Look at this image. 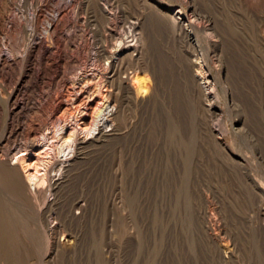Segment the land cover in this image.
<instances>
[{"label": "bare ground", "instance_id": "1", "mask_svg": "<svg viewBox=\"0 0 264 264\" xmlns=\"http://www.w3.org/2000/svg\"><path fill=\"white\" fill-rule=\"evenodd\" d=\"M130 1V4H132L130 6L131 11L130 8H127L129 7L127 6L128 4L126 5L125 3L126 7L123 5L124 2L122 3V0H0V264H31L33 260H41L45 264H61V261H63L61 259L63 257L66 255L72 256L77 249L79 251L78 246L81 241L80 237L82 236H80V231L82 230H79V226L81 225H79V222L84 218L86 211H88L86 202L88 199H86V197L84 199H75L70 205L69 202H67V207L64 209L65 215H63L65 216V222L61 223L58 221V208H60L58 196L71 182L76 163L85 160L93 149L101 148L106 142L114 139H124L123 141L126 143L125 148L122 144L125 149V155H122L125 164L130 161L135 162L136 158L134 160L133 158L135 153L140 152L141 147L136 140H133L134 137L133 139L128 137L130 133L128 130L129 125L132 127L133 123L131 122L132 124L130 123L128 127L124 125L127 122H125V109H129V105H133L135 108H138V110L145 106H157V99L161 95L158 89L156 69L158 66L162 67V64L160 63L161 65H158V60L155 59V52H157V49L155 48V51H150L152 41L150 42L149 38V27L148 29L145 28V21L148 19L157 20L162 23L165 29L164 34L166 33L181 50L180 55L183 56L181 58L182 64H177L184 72V78L193 83L192 85L190 83L189 87L195 86L194 89L198 96L196 97L198 98L199 112L198 110L196 111L199 113L197 119L199 117L200 121L196 123L195 120L197 119H195L194 124L197 125V133L200 138L195 139L196 135L194 139L193 136L191 138L188 137L191 141L190 144H188L189 149L184 150L190 153L192 149V153H190V155L187 153L189 156H186L191 166L189 168L191 174H193L194 170L196 171V169L201 168L200 170H203V175L204 171H206L205 169L208 170L207 164H204V159L206 158L207 160V157H203L205 152H203V150L209 151L214 149L215 151V149H217L221 154V159L218 158L221 161H219L221 167L225 168V171L232 170L231 168L235 169L234 171H239L243 175L244 183L252 187L253 192H251H255L252 198L256 200L258 206H255L257 207L256 212L254 211V207L251 210L257 213L259 218L264 222V184L259 176V179L257 178L258 174L256 175V172L251 169L253 165L251 166L248 162L249 156H243L244 154L241 155V153L237 155L235 153L237 151L234 152L231 145H229L225 137H223L225 129L219 123L223 115V109L217 99L219 96L216 91L217 89H215L216 85L210 79L207 69L208 63H206V60L211 53L214 56H220V59L216 61L218 63L219 60L222 62L221 56L223 54L218 55V52V54H216V49L223 43L222 40L225 39H222L224 34L218 31L224 26L222 27L220 25L222 28L217 30V23L220 22V15V17L223 15V19H229V17L228 19L225 17L227 11H225L226 13L224 12L225 14L216 15L219 19L217 22L214 16L215 14L213 13V10L215 11V8L213 9L214 4H212L216 0L212 3L208 0H204L206 1L202 3L205 8L204 14L202 11L199 13L195 0H175L173 4L165 0ZM228 1L236 2L242 6V8L244 7L243 9L251 14L250 17L253 18V15H255L264 19V16H262L264 15V0H260L259 3L254 0ZM127 2H129V0ZM184 4H188V10H185ZM219 4L221 3L219 2ZM124 7L127 10L129 9L130 12L124 10ZM224 7L227 10L228 5ZM234 8L231 13L235 10ZM230 10L231 9H229V11ZM247 12L245 14L248 18L250 14H247ZM215 13L217 14V12ZM240 13L242 14L241 11L239 14ZM227 14L232 15L230 13ZM243 15H241V17ZM236 16L235 18L238 19ZM239 20H241V18H239ZM246 20L247 19H245V21ZM233 21H227V23H233ZM259 21L260 20H258V22ZM231 23L227 25H231ZM251 24H254L253 20ZM261 25L260 27H262ZM254 26H256V24ZM250 27L253 28L252 25ZM260 29L261 31H257L261 32V36H264V26ZM238 30L241 29L238 28ZM253 30L250 31L253 33ZM150 31H152V28ZM161 31L163 32V30ZM225 31L227 33L226 29ZM230 31H232V29ZM246 31L247 30H245V32ZM97 32L101 33L100 35L103 36L104 40L101 39L100 41L103 44H101V46L99 45L100 47L98 49H95L94 44L96 42L94 43V41L95 38H97ZM252 33L251 35H253ZM228 35H230V33ZM234 35L236 34L234 33ZM257 35H259V33ZM226 37L230 40V37ZM236 37L237 36H235V38ZM153 38H156V36ZM237 40L238 42L240 41L239 39ZM235 42L236 41H234V43ZM237 44L234 45L237 47ZM226 50L230 54V50ZM223 53L227 54L226 51ZM205 58L207 59L205 60ZM211 59L212 58H210V60ZM130 67L132 69L145 71L144 73L151 68L153 73L151 72L152 75H148L150 71H147L148 73L144 77V75L129 72L128 69ZM179 75L182 76L181 74ZM188 81L186 82L187 84L189 83ZM229 90L231 91V88ZM193 96L192 98L194 99ZM195 103L193 104L195 105ZM60 111L63 114L57 116ZM38 112L45 114L44 116H46V119H44V123L42 122V125L40 124L39 126L37 123L36 125L38 127L35 129H33L34 126L32 128L30 127L33 130L26 131L25 126L33 122V119L30 118V114H36ZM251 112L252 110L250 113ZM248 119H250V117ZM235 121L236 122L233 124L236 126V130H234L237 132H246L245 130L250 126L246 124L245 117ZM49 125H51L52 128H50V131L46 130L48 132L44 133L45 128L47 129ZM121 125L125 127L123 129H121V127L119 128ZM190 127L189 125V129ZM184 128L186 129L185 126ZM191 129L193 130V127ZM23 134H25L24 139L29 137V140L23 139L26 142L20 140ZM240 135L242 134L240 133ZM259 137L257 138L259 139ZM256 143L252 145V154L258 155L259 159L260 156L263 158L264 153L261 155L262 147L259 145L258 140ZM181 144L179 143L180 148ZM183 144H185L184 146L186 147L187 144L184 142ZM194 144H196L197 147H195ZM198 150L200 151V157L196 156ZM184 151L183 153H185ZM213 156L214 155H212V157ZM119 157H121V155ZM182 157L184 158L185 156L183 155ZM182 157L178 158L183 160ZM212 157L210 159H212ZM120 159L119 161H121ZM138 160L136 159V162ZM119 161L117 163H119ZM251 162L253 161L251 160ZM120 163L119 165H121ZM189 164L187 165L185 163L187 166H189ZM134 165H136V163L132 166ZM138 165L140 166V163ZM211 165H213L212 162ZM187 166L186 168H188ZM217 166H212L214 171L218 168ZM135 167L136 166L132 168ZM179 167L180 165L178 168ZM118 168L121 169L122 167L118 166ZM124 169L121 170L124 171ZM127 169L129 170L130 168ZM200 170H197L196 173ZM251 170L255 172V175ZM133 171L136 170L134 169ZM234 171H232L233 174L235 173ZM237 171L235 176L238 173ZM125 173L126 172H124V174ZM133 174L134 173H132V175ZM220 174L222 176V173ZM189 175L190 174L186 176L188 180L185 179L186 177L183 179H185L186 182L189 181L188 183L190 184H195L196 180L193 183L191 177L189 179ZM209 175L207 174V177H209ZM129 176L130 174L127 175V177ZM200 178L201 176L199 179ZM219 178H217V180ZM222 179L221 177V180ZM214 181H212V183ZM203 182H207L206 179L205 181L203 180ZM225 182H229L228 179ZM199 184L200 183H198V185ZM138 185L140 186V184ZM200 186L202 185L200 184ZM137 187L136 189L139 188ZM133 188H135V186ZM194 189L192 185V190L190 191V189H188L190 193H188L189 191L186 192V194L188 193L190 206L193 205V207H195V203L199 201V199H197L198 201L194 202L197 196L194 194L197 190ZM141 190L143 189L139 188L138 191ZM136 193L135 195H137ZM241 193L243 194V192ZM229 195H231V193H229ZM233 196L236 197L235 194ZM249 197L247 198L249 199ZM237 198L234 199L236 200ZM248 199L247 201L244 200V202H248ZM188 200L185 202L188 203ZM200 200L202 204L200 201L199 203L202 207L199 208L198 205L200 204H196L199 208V210H197L201 229V231H199L200 233L202 232V235L206 236L207 241H209L207 243L208 245L209 243L214 245V251L218 254L222 263L230 264V262L232 263L233 259L236 258L235 255L238 246L231 240L232 243L228 241L229 239L227 240L228 242L224 241L223 236L227 233L225 230L226 233L224 235L218 231V222L221 220L214 217V210L216 207L214 208L215 203L212 204L213 201L209 193L205 191ZM138 201L139 200H137V207ZM176 202L180 203V200ZM185 202L183 203L185 204ZM114 203L113 201V206ZM188 204L185 205L188 207ZM251 206H253V204ZM251 206L249 205L250 208ZM219 213L221 212L219 211ZM246 215L247 214H245V216ZM195 216L193 215V218ZM245 219H247V217ZM133 221L132 223L135 225L137 220L136 223ZM67 222H70L72 226L68 227ZM197 223L194 224L195 227H197ZM15 224L17 225L16 228L22 231L21 236H23L24 259L22 261L20 260V258L22 259V252H18L20 253L19 257H16L17 254L15 255L17 251H15L14 248L17 239L15 241L13 240L15 242L14 245L12 243V226ZM130 225L131 228L132 224ZM134 229L136 228L134 227ZM199 231H196V233ZM17 232L18 230L14 233L19 235L20 232ZM14 236L15 235H13L14 239L18 237ZM19 238L22 239L20 236ZM19 238L17 244L21 241ZM201 241L204 242V239ZM16 246L18 247V245ZM205 251H208V249ZM109 254L111 258L110 251ZM210 255L212 256L214 254ZM109 259L108 261H110ZM35 263L33 262V264ZM37 264L40 263L37 261Z\"/></svg>", "mask_w": 264, "mask_h": 264}, {"label": "rangeland", "instance_id": "2", "mask_svg": "<svg viewBox=\"0 0 264 264\" xmlns=\"http://www.w3.org/2000/svg\"><path fill=\"white\" fill-rule=\"evenodd\" d=\"M127 1L122 0V3L124 2L123 5H125V3L126 5L128 4L127 6L129 7L127 8H130V11H131V7H130L132 5L130 4L131 1L130 0L129 2ZM165 1L171 2L172 4L175 3V0H165ZM208 1L212 3L214 0H208ZM216 1H217V4H216ZM216 1L212 3L214 4L213 5L214 7L213 6L212 7L213 9L215 8V11L213 9L212 10H213V13L215 14L214 16L217 19V22L220 19V22L217 23V30L224 26L222 28L224 30L219 29L218 31H220L221 34L222 33L224 34L222 39L225 38L226 40L225 39L224 40L227 41L228 39V41L225 42L224 40H222L223 43L220 44L222 46L219 45L218 49H216V54L218 53H219L218 55L223 54L221 56L222 62H220L219 60V63H218L217 61L218 59H220L219 58L220 56H214L212 55V53L210 54V56L207 57L208 59L205 58V60L206 59L209 60V61L206 60V63H208L207 69L209 71L207 72L210 76V79L216 85L215 89H217L216 91L218 92V96H219L217 99H218V102L220 103V106L223 109V112H222L223 115L219 123L225 129V132H223V137H225L228 144L231 145V148L234 150V152L237 151L235 152L237 155L238 153L239 154L241 153V155L244 154L243 156H247V157L249 156L248 162L251 164V166L253 165L252 167L251 166L250 167L256 172L255 173L253 170H251L252 173L253 174L255 173L256 175L258 174L257 178L259 176V178L262 180L264 184V154H263V158L262 156H260V159L258 155L252 154L253 152L252 145H254V143H256L257 140H258L259 145L263 148L262 149L260 147L261 155L262 153H264V36L263 35L261 36V32H258V31H261L260 28L264 26V19L262 17H257L255 15H253V18L250 17L251 14L247 12L245 9H243L244 7L242 8V6H240L236 2L228 1V0H221L222 2L220 0H216ZM254 1L257 3L260 2V0H254ZM204 2L206 1L195 0V4L198 6L199 13H201V11L203 14L205 13V8L202 4ZM219 2L221 4H219ZM219 5L220 6L222 5V6L220 7ZM227 5H228V8L226 10L224 6L227 7ZM232 5L234 7L235 6L237 7L234 8ZM183 6L185 10H188V4H184ZM125 7H124V10H127ZM233 8L235 10H233V12L231 13ZM229 9L231 10L229 11ZM221 10L222 11L224 10V11L222 12ZM239 10L242 12V14L241 13L239 14L240 12ZM130 11L129 9L127 10V12H130ZM225 11H227V13H230L232 15H228ZM244 11H246L247 14H250L248 15L249 16L248 18H247V15L245 14L246 12ZM215 12H217V14ZM222 13L225 14V17L227 19L229 17V19L226 20L224 18L225 19L224 20L223 15L222 17H220L221 16L220 14ZM216 15L217 16L220 15L219 19ZM241 15L243 16L241 17ZM235 16L238 19H236ZM239 18H241V20H239ZM232 19L234 21L236 20L237 22L235 21L236 22L235 23ZM245 19H247L248 21L247 20L245 21ZM250 19L253 20L254 24H251L252 20ZM258 20L260 21L258 22ZM227 21H231V22L233 21V23L228 22V23H231V25L230 24L227 25L228 24ZM237 23H240V24H237ZM255 24L257 27L254 26ZM259 24L260 25L262 24L261 25L262 27H260ZM239 25L242 27H240ZM251 25L253 26V28L250 27ZM145 28L148 29L150 36H152V37L149 36L150 42L152 41L150 51L152 52L157 49L156 50L157 52H155L156 53L155 59L158 60L157 61L158 65L160 63L162 64V67L158 66L156 69L157 76H158V89L161 93V95L157 99V104H156L157 106H154V105L145 106L141 109L139 108L138 110V108H135L133 105H129L130 108L125 109V114H126L125 122L126 121L127 122L124 125L128 127V125L131 122L133 123V124L131 123L132 127H130L129 125L128 130L130 133L128 137L130 139H133L134 137L133 140H136L138 142L139 146L141 147L140 152L142 151L141 152L142 155L140 152L135 153L133 160L136 158L137 160L139 159L138 161H141V162H138V161L136 162V159H135V162L130 161L129 163L125 164L123 156L125 155L124 148H125L126 143L123 141L124 139H120V140L114 139L109 142H106L101 148L93 149L91 153L86 157L85 160L80 161L79 163H76L74 170H73V175L71 178L72 185L70 182L68 184L70 187L67 185L68 187L66 186L64 188L65 190L63 189L60 192L61 194L58 196L59 198L58 201L60 204V208H58L59 209L58 210V218H59L58 221H60L61 223L65 222V216L63 215H65L64 209L65 207H67V204H68L67 202H69V205H70L75 199H79V198L84 199L86 197V199H88V200L85 199L87 202L88 211H86L84 218H82V220L79 222V225L80 224L81 225L79 226L77 224L79 226V230H82L80 231V236L81 235L82 236L80 237L81 238L80 239L81 241L79 243L80 247L78 246L79 251L77 249L76 252L74 253L75 255L74 254L72 256L66 255L65 257H63L61 259L63 260L61 261L62 262L61 264H225V263H222V261L219 259L218 254L214 251L215 250L214 245L212 243H209L208 245L207 243L209 241H207L206 236L202 235V232L200 233L201 229L199 225L200 222H199V218H198L199 215H198L197 210H199V208L202 207L201 205L202 201L200 199L202 198V195L203 193H205V191L209 193L210 198L213 201L212 204L215 203L214 208L215 207L216 208L214 210L215 215L213 214L214 217L216 219L221 220L220 222H218V228H219L218 231L221 232L223 235L227 232L226 233L227 235L225 234L224 235L225 237L223 236L224 241L226 242L229 239L228 241L231 240L233 243H236L238 246V248L236 246L237 248L236 250L237 252L235 255L236 258H234L232 263L230 262V264H264V227H263L264 222L262 219L259 218V215L255 213L257 210V207L255 206H258V204L256 203V200L252 198L254 197L255 192L252 193L253 192L252 187L248 185L247 183H244V180L242 177L243 175L239 171L236 170L238 173L235 176L236 171H234L235 169L233 168H231L232 170H229V171L230 172L234 171L235 172L234 174L233 172L230 173L229 171L226 170L228 172L227 173L224 170L225 168L221 167V164H220L221 154L217 149H215V151L214 149H211L213 151V154L211 150H209L210 152L207 150H203V152L205 151L203 157H207V160H208L207 161L206 158L204 159V164L205 165L207 164V168H208V170L205 169L207 172L204 171V174L202 175L203 170H200L201 168H198V169L195 168L196 171L194 170L193 174L194 175L196 174V175L194 176L193 174H191L189 170L191 166L187 161L188 159L187 157L190 155V153H192V149L190 153L184 150L189 149L188 144H190L191 142L190 138L192 136H193V139L195 138V135H196L195 139L200 138L199 134L197 133L198 132L197 125L194 124V120L197 119V116L199 115L198 113L199 106H198V98H197L198 96L194 89L195 86L193 85L189 87L190 86L189 84L191 82L184 78V72L179 67V65L182 64L181 58L183 57L180 55L181 50L179 49L177 45H175L174 41L166 33L164 34L165 29L163 27V24L158 22L157 20L148 19L147 21H145ZM151 28H152V31H150ZM238 28L241 30H238ZM225 29L227 30L228 34L230 33V35L226 33ZM231 29L233 33L232 31H230ZM161 30H163V32ZM245 30H247L248 32L246 31L247 32L246 33ZM250 30L251 31L253 30V33ZM249 31L253 35H251ZM255 31L258 32L259 35H257L258 33H256ZM98 32L96 34L97 38H95V41H94V43L96 42L94 44L95 49H98L101 46V44H103L101 43L100 40L101 39L104 40L103 36L100 35L101 33H98ZM234 33L236 35H234ZM154 34L156 38H153L155 37ZM226 36L230 37V40ZM235 36L237 37L235 38ZM167 39L170 41H168ZM237 39H239L240 41L238 42ZM234 41L236 42L234 43ZM231 42L234 43L235 45L238 43L237 47ZM230 45L231 46L234 45L233 46L234 48L231 47ZM226 49L230 50V54L228 53ZM225 51L227 52V54L223 53ZM211 55L214 57H212ZM210 58L212 59L210 60ZM177 63L178 64L180 63V64L178 65ZM133 69L130 67L128 71L132 73H138V75H144V77L149 71L150 72L148 73V75L150 74L152 75L153 73V70L151 68L147 70L148 72L146 71V73H144L145 71H142V70H136V69L133 70ZM179 74H181L182 76H180ZM182 80L183 82L184 81L185 82L183 83ZM186 80L189 82L188 84L186 83L187 82ZM192 84L193 83H191V85ZM230 88H231V91L229 90ZM192 96L194 97V99L197 96L196 97L197 100L196 99L194 100ZM193 103H195V105ZM196 110H198V112ZM249 110L250 111L252 110V112L250 113ZM59 114H63V113L60 111L57 114V116ZM44 115L45 114L41 112H38L36 114L31 113L30 118L33 119V122L28 123L29 125L26 124L27 125L25 126L26 131H31L35 129L36 127H38L40 124L42 125V122L44 123L45 121L44 119H46L45 118L46 116ZM239 116L242 119L245 117L246 124L248 126L250 125L247 128V130H245L246 132L235 131L236 126H234L233 123L236 122L235 120L241 119ZM247 117L248 118L250 117V119H248ZM195 121L197 123L198 121H200V118L198 117V119ZM249 123L252 124V127L254 126L253 127L254 129L251 127V124ZM189 125L191 126L190 129H189ZM184 126L186 127V129L184 128ZM30 127L31 128L33 127V129H31ZM120 127L121 129L124 128L122 125L119 126V128ZM192 127H193V130L191 129ZM50 128H52L51 125H49L47 129L45 128L44 133L50 131ZM240 133L242 135H240ZM182 135L184 136V138ZM24 137H25V134H23L20 137V140H22L23 142H26L24 141L26 139L29 140V137H27L26 139H24ZM257 137H259V139ZM183 142L186 143L188 146L186 145L185 147L184 146L185 144H183ZM179 143L180 144L182 143L181 144L182 149L179 147L180 146ZM122 144L124 145V148ZM194 145L195 147H197L196 144ZM194 145H193V148H194ZM183 151L185 153H183ZM198 151L196 152L198 153L196 154V156L200 157L199 155L200 151L199 152ZM178 153H179V156H178ZM187 153H189V155ZM211 154L214 156L212 157ZM120 155L121 157H119ZM183 155L185 156L184 158L182 157ZM206 155H209V156H206ZM178 157L179 158L182 157L183 160L179 159ZM211 157L213 160L214 159L215 160L213 161L212 159H210ZM119 159L121 161H119ZM251 160L253 162H251ZM118 161L119 163L121 162L120 163L121 165L117 163ZM210 161L213 163V165H211ZM135 163L136 165L134 166L136 167L138 166L137 167L138 169L136 167L132 168L134 167L132 165ZM139 163H140V166L138 165ZM185 163L187 165L189 164V166L185 165ZM124 165H126L127 167ZM179 165L180 167L178 168ZM215 165L216 166L218 165L217 167L219 168V170L218 168H216L215 171L213 170L214 169L213 167H216ZM118 166L122 167L121 169L125 168L124 171L119 169ZM186 166L188 168H186ZM127 168H130V169L128 170ZM132 169L133 170L135 169L137 172L138 171H141V172L137 173L136 171H133ZM210 169H212L213 172ZM197 170H200V171L196 173ZM216 170H217V173H216ZM131 171L132 173H134L133 175ZM124 172H126L127 174L126 173L124 174ZM200 172H201V175H200ZM218 172L222 173V176ZM128 173L130 174L129 177H127V175H129ZM211 173L213 174V176ZM188 174L191 175V176L189 175V179L191 177V179L193 180V183L196 180L195 184H192V183L190 184L188 183L189 181L186 182L185 179H187L186 176H188ZM207 174L208 175L210 174L209 177H207ZM231 175L232 177H235V178H232ZM198 176L199 177L201 176L202 179L201 178L199 179ZM202 176H204L205 178ZM221 177L223 178L222 180H221ZM213 178L216 181V183L213 180ZM217 178L219 179L217 180ZM205 179L207 182L204 183L203 180L205 181ZM227 179L229 182L230 181L232 182L230 183L225 182L227 181ZM236 180H238L239 183ZM240 180L243 182H241ZM145 181L146 182L148 181V182L146 183ZM212 181L214 182L212 183ZM198 183H200L203 187L200 186V184L198 185ZM138 184H140V186ZM192 185L194 186L195 189L198 187L196 189L198 192L197 191L194 192L195 196L197 195L194 202L198 201L197 199H199L201 203L200 204L199 201L198 203L196 202L195 207H193V205L190 206L188 195H187L192 190ZM134 186L135 188H133ZM137 186L140 189L142 188L143 190L138 191L139 188ZM136 187L138 189H136ZM188 189H190V191ZM210 190L213 193V195L210 192ZM187 191L189 192L186 194ZM227 192H228V195H227ZM241 192H243V194ZM135 193L137 195H135ZM229 193H231V195H229ZM239 193H241L242 195ZM198 194L201 196H199ZM234 194L236 195V197L233 196ZM134 197L136 200L134 199ZM137 197H139L140 199ZM233 197L234 198L238 197L236 199L238 202ZM247 197H249V199ZM246 198L248 199V202H244V200L247 201ZM112 199L115 202L114 206H113ZM184 199L188 200L189 204L185 202L186 200ZM232 199H233V202H232ZM137 200H139L138 207H137ZM175 200L176 201L180 200V203L176 202ZM249 200L252 202H250ZM183 202H185L186 205L188 204V207ZM241 202L244 203L245 205L242 204ZM251 203L253 204V206H251L252 205ZM196 204H200L198 205L199 208L197 207ZM242 205H244L245 207ZM249 205L251 206V208L249 207ZM241 206L243 207L244 210L242 209ZM253 207L255 208L254 210L255 212L251 210L253 209ZM247 208H249L250 210ZM219 211L221 213H219ZM243 211L248 216L247 215L245 216ZM192 214L194 216L196 214L197 215L193 218ZM246 217L247 219H245ZM250 219H252L253 222ZM256 219H258L259 221ZM136 220H137V223H136ZM132 221L136 224L134 225ZM129 223L132 224V227H131L132 230L130 228L131 225ZM196 223H197L196 225L197 227L194 226V224ZM69 224L70 222H67L68 227L72 226L71 224L70 225ZM14 227L16 228L17 225L15 224L14 226H12L13 228L12 229V243L14 245L16 242L15 248H14L15 251H17L15 252V255L17 254L16 257H19L21 252L23 253V254L21 253L22 259L20 258V260L22 261L24 259L23 258L24 249H23V241H22L23 236H21L22 231L19 228H16L15 231L18 230L17 233L20 232L18 235L14 233L15 231L13 232V230L15 229ZM134 227L136 229H134ZM195 230L196 231L200 230V231L196 233ZM136 232H139V233H136ZM13 235L18 236V237L14 239ZM198 235L200 236V238ZM19 236L22 239H20ZM18 238L21 241H19V243L17 244ZM203 239H204V242L201 241ZM13 240L14 241L16 240V241L14 242ZM16 245H18V247ZM205 248L208 249V251H205L206 250ZM108 250L111 253V258H110V254ZM210 254H214V255L211 256ZM213 256L216 258H214ZM108 259L110 261H108ZM35 261L33 260L32 263L31 262L30 263L33 264L34 262L35 264H37V261H38V263L41 264L42 262L41 260H35ZM42 264H45V263L42 262Z\"/></svg>", "mask_w": 264, "mask_h": 264}]
</instances>
